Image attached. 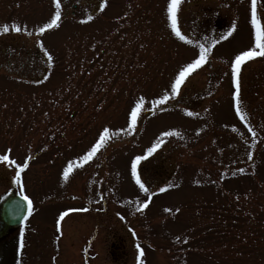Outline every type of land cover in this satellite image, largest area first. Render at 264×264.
Listing matches in <instances>:
<instances>
[{
	"label": "rangeland",
	"instance_id": "obj_1",
	"mask_svg": "<svg viewBox=\"0 0 264 264\" xmlns=\"http://www.w3.org/2000/svg\"><path fill=\"white\" fill-rule=\"evenodd\" d=\"M171 2L60 0L41 33L53 0H0V207L32 201L0 264H264V56L232 75L252 0Z\"/></svg>",
	"mask_w": 264,
	"mask_h": 264
},
{
	"label": "snow or ice",
	"instance_id": "obj_2",
	"mask_svg": "<svg viewBox=\"0 0 264 264\" xmlns=\"http://www.w3.org/2000/svg\"><path fill=\"white\" fill-rule=\"evenodd\" d=\"M53 3L55 4V7L57 9V11L55 12V14L53 15L51 21L49 23H45L40 29L39 31L42 33L44 32L46 29H50L53 26H55L57 24V21L60 19V0H53ZM179 3V0H172L171 4L169 5L168 11L171 13L175 10L176 5ZM89 19H91V17H89ZM251 23L253 28L256 31V35H255V40H256V47L258 49H260V51H254V50H248V51H244L242 53H240L239 55H237L235 57L234 62L232 63V75H233V80L234 82L236 81V77H237V73L240 71V67H241V63L246 59V58H252L255 56H264V33H261L260 31V27H259V23H258V19H257V6H256V0H252V6H251ZM172 28L173 31L176 32V34L178 36H180L179 31H177L176 29V23H175V18L173 17V23H172ZM12 30L19 32L20 28L16 25L12 26ZM0 31L7 33L9 31V27L8 25H3L2 28H0ZM180 38L182 40H185L186 38L184 36H180ZM191 43V41H186ZM52 57L49 55L48 56V60L51 61ZM204 62V48L203 46H201V51H200V57L198 59H195L193 62L189 63L186 65V67H184L180 72L179 75L176 76L175 81L172 83L171 85V91L173 94H175L177 92L178 87L180 86V84L182 83V81L184 80L186 74L191 71L192 69L200 66L202 63ZM168 96L167 94H165L162 97V100H167ZM140 107V104L137 103L136 107L133 108L131 110V126H134L135 121H136V116H137V109ZM236 112L237 115L241 116V119H243V115L241 114L240 108L239 106H237L236 108ZM190 114V113H189ZM105 131H107V129H105ZM173 133L170 132H166L163 135L165 136H169L172 135ZM103 138V137H102ZM160 141H157V143H154L148 150V154L153 153L157 147L159 146ZM9 152L11 151L10 149L8 150ZM96 152V146L94 145L90 151L87 152V154L85 156H82L81 159L82 160H87L89 159L93 153ZM144 157L141 156H137L135 158V160L132 162V176L134 178H136V183L140 186V189L143 191H147V189L145 188V185L143 183H141L140 178L137 177V162L142 160ZM0 161H4V162H8V163H14L13 161L9 160L8 155H0ZM28 164L27 162L24 163L23 167L17 166V171H16V175H15V183L17 185H19L21 183L20 180V172L23 170V168H27ZM69 167H71V165H69ZM242 171V170H241ZM64 176L65 178H67L68 176V169L66 168L64 170ZM160 192L165 191L164 188L159 189ZM21 197L22 200L25 201L27 203V210L29 212V214L31 213L32 210V201L29 199L28 196L23 195V193H21ZM146 203L142 204L140 207L141 209L146 207ZM179 211V209H177V212ZM67 215V213H62L61 214V219H63V217ZM59 223V222H58ZM21 247H23V244L21 243ZM139 248V246H138ZM139 259V258H138Z\"/></svg>",
	"mask_w": 264,
	"mask_h": 264
},
{
	"label": "water",
	"instance_id": "obj_3",
	"mask_svg": "<svg viewBox=\"0 0 264 264\" xmlns=\"http://www.w3.org/2000/svg\"><path fill=\"white\" fill-rule=\"evenodd\" d=\"M27 205L20 197L7 199L2 206V218L8 227L20 224L26 216Z\"/></svg>",
	"mask_w": 264,
	"mask_h": 264
},
{
	"label": "flooded vegetation",
	"instance_id": "obj_4",
	"mask_svg": "<svg viewBox=\"0 0 264 264\" xmlns=\"http://www.w3.org/2000/svg\"><path fill=\"white\" fill-rule=\"evenodd\" d=\"M263 3H264V0H263Z\"/></svg>",
	"mask_w": 264,
	"mask_h": 264
}]
</instances>
